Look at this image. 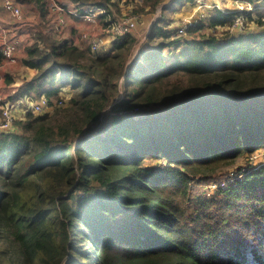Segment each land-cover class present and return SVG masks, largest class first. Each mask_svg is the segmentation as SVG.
<instances>
[{
	"label": "trees",
	"instance_id": "trees-1",
	"mask_svg": "<svg viewBox=\"0 0 264 264\" xmlns=\"http://www.w3.org/2000/svg\"><path fill=\"white\" fill-rule=\"evenodd\" d=\"M193 1L141 0L162 16L100 55L36 27L23 62L37 72L6 99L71 97L0 138V264H264V164L201 189L264 147V21L200 32L230 24L217 10L176 36Z\"/></svg>",
	"mask_w": 264,
	"mask_h": 264
},
{
	"label": "built area",
	"instance_id": "built-area-1",
	"mask_svg": "<svg viewBox=\"0 0 264 264\" xmlns=\"http://www.w3.org/2000/svg\"><path fill=\"white\" fill-rule=\"evenodd\" d=\"M53 4H55L52 8L54 11L58 9V15L56 14L52 21L50 22L51 25L44 29L45 33H51L55 35H59V37H63L64 33L68 27V18L65 17V14L68 12L71 16H78L82 20L95 24L98 20V17L102 13H107L106 9L101 6L96 5H88L83 8L82 11H79L75 6L68 4L66 8H59L56 6V0H49ZM114 2L117 0H113ZM121 1V0H119ZM240 2L235 3L233 7L229 10H225L221 8L218 4L217 7L219 10L227 13H231L232 18L231 22L225 23L223 25H227L228 28L232 32H244L251 25L254 23L255 19H263L264 20V11L261 13L260 6H262L264 10V0H239ZM194 11L195 14L198 13L199 16L191 14L189 16L183 17L182 21L179 22L174 28V34L176 36H185L187 33L190 32L191 28H196L199 26V21L205 18L203 13V6L206 5L204 0H194ZM190 3V2H189ZM58 7V8H57ZM257 10L258 16L254 14ZM62 12V13H61ZM158 13L161 12L159 9ZM4 13H9L12 18L15 20H22L24 17V9L20 2L17 0H0V22L2 20V15ZM141 20L140 14H122V15H110L108 19V25L106 26V34L107 38L102 35L92 36L88 31H84L80 35V39L84 46L82 48H87L90 50L91 53L95 55H100L104 52H109L113 49L114 42L117 39L122 37L128 36L132 34L139 22ZM251 22V23H249ZM222 25V24H221ZM248 26V27H249ZM215 27V26H214ZM0 34H1V43H0V51L3 54V57L8 62H16L18 59V46L16 43L8 40V30L5 26L0 24ZM71 43V42H69ZM72 44L77 45L72 42ZM42 46V44H40ZM68 96L65 95L63 98L60 99V103L67 102ZM23 98L19 99L17 102H4L1 105V113H0V138L4 132L13 130L15 128V107L16 105H23L24 109L32 110L36 114H43L47 112L50 108L51 101L47 95H41L35 97L32 94L27 95L25 98L26 102L23 103ZM257 155L256 152H253L250 156V166L249 169L258 168L260 165L264 164V161L257 162ZM236 174L232 173L231 178L228 180H232L235 178ZM227 180L221 182H212L211 186L214 189H217L218 186H226L228 183Z\"/></svg>",
	"mask_w": 264,
	"mask_h": 264
},
{
	"label": "rangeland",
	"instance_id": "rangeland-1",
	"mask_svg": "<svg viewBox=\"0 0 264 264\" xmlns=\"http://www.w3.org/2000/svg\"><path fill=\"white\" fill-rule=\"evenodd\" d=\"M56 6H58L59 8H66L68 4H71L69 0H56ZM122 1V0H121ZM171 0H166V3L170 2ZM237 2H240L239 0H204V2L206 3L205 6H203V13L205 15V18L204 19H201L199 21V25L202 24V23H206L208 24L209 23V19L211 17H213L216 13H217V10H219L217 7V4L225 9V10H229L231 9V7H233L235 5V3ZM166 3H163L162 5H160L155 12L153 13H150V12H147L148 10H146L145 12L143 13H138L136 12L135 10L140 6L142 5L141 4V0H123L121 2V8L125 7L126 9L124 10V12H121V8L118 6V9H116L115 7L112 8V11H113V14H116V15H122V14H140L141 15V20L136 28V30L132 33V34H135L137 36H141V37H144L146 36V33L147 31H149L151 25L153 22L157 21L161 16H162V13H163V7ZM23 6H24V9H25V12L28 16V18L30 19V21H35L37 22V20L34 18V8L33 6L34 5H27L26 3H23ZM47 6L48 8H51L50 11H47L45 13V16H41V21L40 22H37V24L39 23V27H43V33L44 32V29H47L49 26H50V22L52 21V18L57 14L58 15V9L57 10H53L52 8H56L54 7L55 4H53L51 1L47 0ZM57 7V8H58ZM161 10L160 13H158L157 11L158 10ZM260 9H261V13L264 11L262 6H260ZM223 12V11H222ZM227 13V12H226ZM112 14V15H113ZM191 14H194V16L196 17L199 16L198 13L195 14V11H194V2H190V3H186V4H183L182 6L179 7V9H177L174 13H172L173 15V21L171 23V28H174L179 22L182 21L183 17H186V16H189ZM258 16V13H257V10L256 12L254 13ZM69 13L67 12L65 14V17L68 18L69 16ZM151 18V20L149 21V19ZM261 19V18H260ZM262 21H264L263 19H261ZM251 23V22H249ZM108 25V24H107ZM106 25V26H107ZM249 26V24H248ZM247 28L250 29V30H255L257 25L256 23H251V25ZM33 26L32 24H28V25H25L22 29V32L21 34L23 36H26L25 34H30V39L32 38L33 34H34V31H33ZM247 29V30H248ZM200 32L202 33H207V34H214V35H217L218 37L220 36H223V35H226L227 33H230V34H237V32H232L227 25H221V24H218L216 25L215 27L214 26H206L204 28H202L200 30ZM189 33H187L185 36H188ZM63 38H64V35H63ZM28 38L26 37V40ZM29 39V40H30ZM25 40V42H26ZM29 42V41H28ZM32 43V40L27 44V46L29 44ZM19 47L22 49L23 47V43L21 42L19 44ZM19 48V49H20ZM21 51L19 52V57L17 59L16 62H11L9 63L10 66L8 65H4V68L7 69V71H12L13 73L15 74H24L27 72V68H26V65L24 64L23 62V59L24 58H21ZM18 66V67H17ZM67 90H64L62 95H61V98H63L65 95L68 96V98L66 99L67 101L69 100V98L71 97V94L69 92H66ZM23 103L26 102L25 98L22 99ZM51 101V100H50ZM52 101L54 102V104H60L58 102V100L56 98H52ZM51 101V102H52ZM66 106V105H65ZM54 107L52 105H50V108L47 112L45 113H49V114H52L54 111ZM26 112V111H25ZM15 114L17 115V117H21L23 118L24 117V111L22 110V106H19V105H16L15 107ZM44 114V113H43ZM254 152H256V155H257V162H261V161H264V147L262 148H259V149H256ZM252 154V153H251ZM251 154H246L244 157H240L238 159V161L235 163V165L229 167L227 169V172L226 174L220 179V180H216V182H223L225 180H229L231 178V174L232 173H237V171H239L241 168L243 167H249L250 166V156ZM241 177V176H240ZM212 182H215V180H211L210 182H208L206 185L204 184L202 186V190L206 191V192H209V193H212L214 189L212 186H211V183ZM201 186V185H200ZM2 242H0V246L2 247ZM6 261H9L7 259H5Z\"/></svg>",
	"mask_w": 264,
	"mask_h": 264
},
{
	"label": "crops",
	"instance_id": "crops-1",
	"mask_svg": "<svg viewBox=\"0 0 264 264\" xmlns=\"http://www.w3.org/2000/svg\"><path fill=\"white\" fill-rule=\"evenodd\" d=\"M17 1L20 2L23 6V2H21L19 0H17ZM122 1L117 0V1H115V4H117L120 7L122 5L121 4ZM46 7H47V11H50L51 8H48L47 5H46ZM33 8H34L33 9L34 10V18L37 20V22H40L41 16H42L41 14H43V13H42L40 7L34 5ZM23 9H24V6H23ZM125 9H126L125 7L121 8V12H124ZM112 14H113V11L111 14L102 13L98 17V20L95 24L88 23V22L82 20L81 18H79L78 16L68 15L69 16L68 17V27H67L66 32L64 33V38L66 40L68 39V41L71 43L73 42V43L77 44V46H79V47L85 45V43H83L82 40L80 39V35L84 31H88L92 36L102 35V36H105L107 38L106 25L108 24V19H109L110 15H112ZM113 15H115V14H113ZM37 22L32 21V20L30 21V19L28 18L27 14L25 12V9H24V17L22 20H15L14 18H12V16L9 13H4L2 15V20H1L0 24L7 28L8 40L16 43L18 46V49L20 48L19 44L21 42L23 43L22 49L20 48L18 50V57H19V52L21 51V53H22L21 58H25L27 56V44L31 40H32V43L34 41L33 36L30 39L29 33L25 34L26 36H23L21 34L23 27L25 25L32 24V26H33L32 29H33V31H35L38 29L37 26L40 25L39 23L37 24ZM36 27H37V29H36ZM43 27H44V25H43ZM43 27H41L39 29L40 32L43 31ZM26 37L28 38L27 40H26ZM25 40H26V42H25ZM0 43H1V34H0ZM0 53H1V51H0ZM9 63L10 62H8L3 57V54H2V61L0 63V113H1V105L4 103V100L6 98H8V96L12 93V91L15 90L16 87L20 86L25 78H31L37 72L36 69L30 68L26 65V68H27L26 73L15 74L12 71H7V69L4 68V65L10 66ZM7 77H9L11 80L8 81ZM27 95H29V94H26L23 98H26ZM6 100L9 102H12L11 100H8V99H6ZM19 106H22V110L25 113L26 110L24 109L23 105H19ZM16 117H17V115H16Z\"/></svg>",
	"mask_w": 264,
	"mask_h": 264
}]
</instances>
